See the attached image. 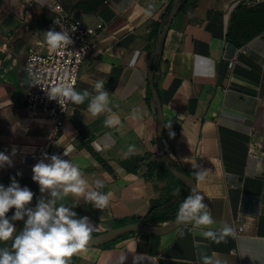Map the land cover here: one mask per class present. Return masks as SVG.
I'll list each match as a JSON object with an SVG mask.
<instances>
[{
    "label": "crops",
    "instance_id": "1",
    "mask_svg": "<svg viewBox=\"0 0 264 264\" xmlns=\"http://www.w3.org/2000/svg\"><path fill=\"white\" fill-rule=\"evenodd\" d=\"M175 1L36 0L27 6L0 0V151L10 154L15 146L14 161L24 153L33 163L31 154H62L74 145L63 158L77 164L93 188L103 180L102 191L110 194L104 209L75 194L63 201L78 217L90 218L92 233L115 228L119 219L143 217L154 203L178 211L190 192L179 184L168 189L171 179L158 177L162 158L149 87L159 25ZM253 1L183 0L153 61L167 153L184 173L196 172L195 166L206 171L196 186L216 223H189L164 236L132 234L77 250L73 264H120L122 255L124 264H133L138 253L139 264H203L202 255L221 264H264V1ZM56 5L87 26L104 24L77 90L95 95L94 83L105 80L111 108L92 116L88 99L72 103L58 135L51 118L29 114L22 105L28 50L45 40ZM249 33L256 34L245 42ZM109 115L119 124L106 126ZM224 225L233 232L219 241L201 235L207 228L219 233ZM239 226L244 231L236 234Z\"/></svg>",
    "mask_w": 264,
    "mask_h": 264
},
{
    "label": "clouds",
    "instance_id": "2",
    "mask_svg": "<svg viewBox=\"0 0 264 264\" xmlns=\"http://www.w3.org/2000/svg\"><path fill=\"white\" fill-rule=\"evenodd\" d=\"M39 4V0H38ZM150 14V12H149ZM59 25L60 30L55 27L49 28L45 32V41L48 50L59 56L65 55V50L74 43L71 33L76 31V25L65 27L60 21H54ZM58 69L41 68L33 70L29 66L27 72L30 78L28 86H40L51 71ZM75 77H70L67 69L64 74L48 87H41L45 90L49 100L57 101L63 109L66 102L70 101L75 105L88 102V112L96 116L108 111L109 92L105 90V80H97L93 90L95 95L88 89L78 91L75 85ZM90 98V99H89ZM104 124L115 126L119 124V117L109 115ZM15 131V129H13ZM134 146L129 147L132 151ZM74 151V145L64 147L62 154L41 153V158L32 166V180L39 185L40 196L37 197L34 206H29L33 201L34 192L28 186H21L16 176H21L17 172L16 176H11V183L5 186L0 183V264H69V258L88 244L94 224L88 216L78 217L77 212L70 206L63 203L69 194L83 197L86 203H91L95 208L104 209L110 200V194L102 191L104 181L95 180V187L89 185L84 179L80 167L70 159L69 156ZM17 154V148L13 146L11 153L0 151V169L13 166V159ZM197 167L195 175L203 180L205 170ZM48 193L45 196V193ZM202 193L193 187L189 194L179 205L175 216L177 225L210 226L216 223L204 202ZM13 209L11 216L7 215ZM22 221L21 228H17L14 222ZM233 229L224 225L219 231L207 228L201 232L205 238L219 241L225 236L232 234ZM183 235V232L179 233ZM11 240V244L6 242ZM127 256L120 257V264H124ZM143 259L142 254L133 256V264H139ZM203 264H221L219 259L213 260L208 255H202Z\"/></svg>",
    "mask_w": 264,
    "mask_h": 264
},
{
    "label": "built area",
    "instance_id": "3",
    "mask_svg": "<svg viewBox=\"0 0 264 264\" xmlns=\"http://www.w3.org/2000/svg\"><path fill=\"white\" fill-rule=\"evenodd\" d=\"M27 6H30L36 2V0H23ZM264 0H254L253 4L258 5ZM55 17L51 24V27H55L57 31L60 30L59 25H55L54 21H60V24L65 27L76 25V31L71 33L74 43L69 46V50H65L64 56H59L48 50V46L45 40L37 41L34 46H31L28 50L27 59L25 62V69L28 76V68L32 67L33 70H39L41 68L58 69V71H51L48 73L45 80H43L40 86H31L27 84V89L22 99V105L24 109L34 116H46L52 119L54 122V135H58L62 132L66 122L68 121L70 108L72 102H66L65 108L55 100H49L46 92L41 87H48L54 83L58 77L63 76L64 69L66 68L70 77H75L74 87L77 89L82 67L86 61L90 58L94 51L96 40L100 33L105 29L103 23L96 26H87L81 20L70 17L61 5H56L53 8ZM234 63H229V68H233ZM28 76V83H29ZM41 152L29 155L33 159V163L39 160ZM244 231L243 226H239L236 229V234H240Z\"/></svg>",
    "mask_w": 264,
    "mask_h": 264
},
{
    "label": "water",
    "instance_id": "4",
    "mask_svg": "<svg viewBox=\"0 0 264 264\" xmlns=\"http://www.w3.org/2000/svg\"><path fill=\"white\" fill-rule=\"evenodd\" d=\"M183 4V0H176L174 5L172 6V9L164 21L163 27L161 28L156 44L155 49L151 54L150 60H149V87L151 90L152 98L154 105L157 109V119H158V146L160 155L162 158V162L164 163L165 167L169 170V172L176 177L180 182H182L189 191L196 186V180H194L192 177L188 176L183 171L179 170L173 160L170 158V156L167 153L166 146H165V123H164V115H163V107L162 102L159 97L158 91L155 86V71L153 68V61L155 58L159 55V53L162 50L163 42L166 38V35L176 18V15L178 11L180 10V7ZM32 164L33 163H27L26 165H13L12 167H5L2 170H0V183H3L6 178L10 176L16 175L17 172H21L22 176L26 177L30 181L34 183V185L37 188L38 195L40 196L39 191V185L37 182H34L32 180ZM45 196L48 195L46 192L44 194ZM183 224L177 225L175 223V219L167 222L164 225H154V224H147L143 221L137 222V223H131L122 227H115L110 230H107L102 233H98L95 236H92L88 244L82 249H93V248H101L106 245H109L113 243L116 239L127 235V234H147L152 236H164L168 235L170 233H173L177 231L179 228L183 227Z\"/></svg>",
    "mask_w": 264,
    "mask_h": 264
},
{
    "label": "trees",
    "instance_id": "5",
    "mask_svg": "<svg viewBox=\"0 0 264 264\" xmlns=\"http://www.w3.org/2000/svg\"><path fill=\"white\" fill-rule=\"evenodd\" d=\"M98 1H99V3H103L104 2V0H98ZM171 9H172V6L167 10L166 14L163 17V21L162 22H164L166 20V18L168 17ZM161 28H162V24L159 25V32H160ZM255 34L256 33H249L248 36L243 38L244 41L247 42L249 39L254 37ZM230 37H231V35H230ZM176 167L178 168V166H176ZM178 169L180 170V168H178ZM186 174L188 176L192 177L194 180H197V176L195 175V172L194 173H186ZM14 176H16V175H14ZM10 177L5 179V181L3 182L4 185H6V183L10 181ZM158 177L159 178L168 177V178L171 179L170 184L168 185V189L174 187L176 184L182 185L186 190L188 189L182 182H180L176 177H174L169 172V170L165 167L163 162H161L160 170L158 171ZM16 179L30 181L29 179H27L26 177H24L22 175L21 176H16ZM160 207H161V205H159L157 203H154L152 205V207L150 208L149 212L145 216H143V217H132V218H125V219L116 220L115 227H122V226H125V225H128V224L137 223V222H140V221H143V222H145L147 224L159 225V224L170 222V221L175 219V216H176V213H177L176 210H172V209L159 210ZM12 211H13V209H10V211H9V213L7 215L11 216ZM97 234L98 233H91V237L95 236ZM130 235H132V234L124 235V236L116 239L113 243H111L109 245L115 244L118 241L123 240V239H125L126 237H128ZM0 246H3V245H0ZM106 246H108V245H106ZM75 261H76L75 257H70L69 258V264H73Z\"/></svg>",
    "mask_w": 264,
    "mask_h": 264
},
{
    "label": "rangeland",
    "instance_id": "6",
    "mask_svg": "<svg viewBox=\"0 0 264 264\" xmlns=\"http://www.w3.org/2000/svg\"><path fill=\"white\" fill-rule=\"evenodd\" d=\"M24 156H27V154H21L20 155V157H19V159H18V162H16V161H14L13 160V165H26L27 163H26V161H25V159L23 158ZM38 161H36L35 163H37ZM35 163H33L32 164V166L35 164ZM7 167V166H6ZM18 181H19V183L21 184V186H28L33 192H34V197H33V201L30 203V205L29 206H34L35 205V203H36V200H37V197L39 196L38 195V191H37V188H36V186L34 185V183L32 182V181H26V180H19V179H17ZM11 183V181H9V182H7L6 183V185L5 186H7L8 184H10ZM15 224H16V226H17V228H18V230H19V228H21L22 227V225H23V222L22 221H16V222H14ZM8 245H10L11 244V240H9L8 242H6Z\"/></svg>",
    "mask_w": 264,
    "mask_h": 264
}]
</instances>
